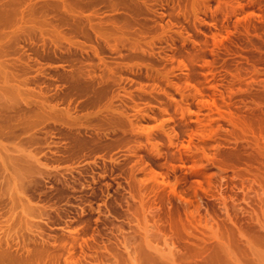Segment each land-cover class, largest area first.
<instances>
[{"label":"rangeland","instance_id":"1","mask_svg":"<svg viewBox=\"0 0 264 264\" xmlns=\"http://www.w3.org/2000/svg\"><path fill=\"white\" fill-rule=\"evenodd\" d=\"M0 223V264H264V0H0Z\"/></svg>","mask_w":264,"mask_h":264},{"label":"bare ground","instance_id":"2","mask_svg":"<svg viewBox=\"0 0 264 264\" xmlns=\"http://www.w3.org/2000/svg\"><path fill=\"white\" fill-rule=\"evenodd\" d=\"M49 129H51V127L50 128H48V130ZM178 130V129H177ZM61 132V131H60ZM59 132V134H61ZM65 132H67V131H65ZM174 132H176V131H174ZM178 132V131H177ZM65 134V133H64ZM63 134V135H64ZM72 134V133H71ZM75 134V133H74ZM80 133H78V135H70V134H65L64 136H66V138L64 137V140H67L68 141V144L69 145H71L72 146V148H76L77 150H82V149H84L86 146H90L91 144H92V140H91V138L90 139H88V138H83L82 136H80L79 135ZM62 135V134H61ZM62 135V136H63ZM178 135V134H177ZM61 136V137H62ZM80 136V137H79ZM175 136V135H174ZM86 137V136H85ZM174 138V137H173ZM172 138V139H173ZM176 138H178V137H176ZM172 151V150H171ZM175 151H173V152H170V150L168 151V150H166V151H164V153H166V158H167V161L169 160V161H171L172 160V162L173 161H175V160H177L178 159V157H177V159H175V157H176V154L174 153ZM141 157V160L142 161H145L144 163H150V161L152 160V158H151V156H148V157H150V159L146 156V155H141L140 156ZM163 159H164V157H163ZM175 159V160H174ZM156 161V160H155ZM161 162V161H160ZM176 162V161H175ZM152 164H155V162L153 163V162H151ZM151 164V165H152ZM107 165V164H106ZM148 165H150V164H148ZM161 165H162V163L160 164L159 162L155 165V167H157V168H160L161 167ZM99 166V165H98ZM147 166V165H146ZM154 166V165H153ZM87 169H88V167H87ZM93 169V168H92ZM102 171L103 172H108V171H106V167L104 166V167H102ZM108 169V168H107ZM82 170V169H81ZM80 170V171H81ZM86 171V170H85ZM79 172V171H78ZM88 172H90V171H88ZM88 172H86V173H88ZM92 172V171H91ZM110 172H112V171H110ZM80 173V172H79ZM98 173V172H97ZM78 174V173H77ZM81 174H82V171H81ZM84 174V173H83ZM92 175H93V172H92ZM91 175V176H92ZM69 177V179L68 178H66V179H64L63 181H64V183L61 181V185H60V182H59V185L57 184V183H55V184H51L52 186H48V187H51L49 190H51V191H47L48 190V188L46 189V190H44L45 189V187L44 188H39V185L37 186V189L36 190H34V191H32V192H30V193H33V195H36V197L39 199V200H46V201H54V203H58V202H60V201H65L67 204L69 203V202H73V200L74 199H77V200H79V203H80V201L83 203L84 201L86 202V200H90L89 201V203L91 202V199L93 198V197H95L96 196V194H97V192L99 191V192H101L102 191V189H104V190H108V188H107V186L108 185H110V183L109 184H107V183H105V181H104V184L103 183H101L100 182V180H99V182L98 181H96L97 180V178H96V180H95V177H94V175L91 177V183H87V185L89 186L88 188V190H85L84 188V190H81V188H80V190L78 189V188H76V187H78V186H75V184L76 183H78V182H80V181H78L80 178L78 177V178H76V176H68ZM71 177V178H70ZM89 177V176H88ZM64 178V177H63ZM87 178V177H86ZM90 178V177H89ZM53 179V178H52ZM54 180V179H53ZM56 180V179H55ZM86 179L84 178V181H85ZM88 180H90V179H88ZM88 180H86V181H88ZM95 180V181H94ZM113 180V179H112ZM51 182H53L52 180H51ZM50 182V183H51ZM110 182V181H109ZM114 182V181H113ZM117 182H119V181H117ZM116 182V183H117ZM82 183V182H81ZM111 183H112V181H111ZM86 184V183H85ZM85 184H84V186H85ZM50 185V184H49ZM70 185V186H69ZM117 185H122V183L121 182H119V184H117ZM28 186V185H27ZM36 186V185H35ZM43 186H45V185H43ZM47 186V185H46ZM146 186V185H145ZM66 187H71V188H69L70 189V191L68 190V188H66ZM107 188V189H105V188ZM110 187H111V185H110ZM144 187V186H143ZM147 187V186H146ZM149 187V186H148ZM28 188V187H27ZM142 188V187H141ZM154 187L152 186V188L151 189H153ZM87 189V188H86ZM146 190H147V188H145ZM149 189H150V187H149ZM155 189V188H154ZM31 190H32V187H31ZM103 190V191H104ZM153 191V190H152ZM102 193V192H101ZM104 193V192H103ZM102 193V194H103ZM98 195V194H97ZM158 195V194H157ZM31 196V195H30ZM97 197V196H96ZM91 198V199H90ZM158 198H160V197H158ZM96 199V198H95ZM260 199V198H259ZM93 200V199H92ZM96 201V200H95ZM159 201H163V199H162V197H161V199L159 200ZM84 202V203H85ZM74 203V202H73ZM76 203V205H77V202H75ZM74 203V204H75ZM83 203V204H84ZM74 204H72V205H74ZM81 204V203H80ZM83 204H81V205H83ZM259 204V203H258ZM69 205V204H68ZM77 206H79V204L77 205ZM77 206H76V208H77ZM260 206V205H259ZM69 207V206H68ZM75 206H73V208H74ZM83 207V206H82ZM263 207V206H262ZM70 208H72V207H70ZM75 208V209H76ZM81 208V207H80ZM29 209V208H28ZM35 209V208H34ZM259 209H261V208H259ZM30 210V209H29ZM28 210V211H29ZM77 210V209H76ZM33 211V210H32ZM59 213H60V211H63L62 213H66L65 211H67V209L64 211L63 210V208H59ZM69 211V210H68ZM74 211V210H73ZM61 213V214H62ZM74 213V212H73ZM72 213V214H73ZM60 214V215H61ZM77 214V213H76ZM50 215V214H49ZM48 215V217H50L51 218V216H49ZM63 215V214H62ZM62 215H61V217H62ZM73 215H75V214H73ZM72 215V216H73ZM157 215V214H156ZM160 215V214H159ZM89 216V215H88ZM52 218H54V217H52ZM51 218V219H52ZM84 218V217H83ZM87 218V217H86ZM90 218H91V216H90ZM100 218V217H99ZM156 218L159 220L160 218L162 219V216L160 215V218L158 217V216H156ZM56 219V218H55ZM58 219V218H57ZM89 218H87L86 220H88ZM92 219V218H91ZM102 219V218H101ZM50 220V219H49ZM72 220V219H71ZM82 220V222H83V219H81ZM85 219H84V221L85 222H87ZM54 221V220H53ZM52 221V222H53ZM57 221V220H56ZM90 221V220H89ZM92 221V220H91ZM90 221V222H91ZM94 221V220H93ZM92 221V222H93ZM99 221V220H98ZM102 221H104V220H102ZM27 222H30V221H27ZM107 222V221H106ZM259 222V221H258ZM58 223H61V222H59L58 221ZM95 223V222H94ZM98 223H101V222H98ZM103 223V222H102ZM1 224V223H0ZM55 224V223H54ZM88 224V223H87ZM89 225V224H88ZM88 225H86V226H88ZM95 225V224H94ZM1 226V225H0ZM100 225H98V227H99ZM102 227V226H101ZM255 228V227H254ZM96 229V228H95ZM94 229V230H95ZM100 229V228H99ZM87 231H88V229H87ZM97 231V230H96ZM99 231V230H98ZM255 231V230H254ZM264 234V233H263ZM79 240V239H78ZM69 241V240H68ZM73 242V239H70V241H69V243H72ZM174 244V243H173ZM215 255V254H214ZM212 256H213V254H212ZM1 257V256H0ZM217 257V256H216ZM219 257V256H218ZM3 258V257H2ZM2 258H0V260L2 259ZM218 259V258H217ZM216 259V260H217ZM262 259V258H261ZM219 260V259H218ZM212 261H214V260H212ZM257 262V261H256ZM214 263V262H213ZM260 264H262V262H259ZM252 264V263H251Z\"/></svg>","mask_w":264,"mask_h":264}]
</instances>
